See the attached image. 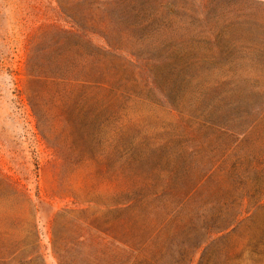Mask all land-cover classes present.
<instances>
[{
    "label": "rangeland",
    "instance_id": "374dc122",
    "mask_svg": "<svg viewBox=\"0 0 264 264\" xmlns=\"http://www.w3.org/2000/svg\"><path fill=\"white\" fill-rule=\"evenodd\" d=\"M110 48L108 80L30 72ZM260 71L264 0H0V264H264ZM218 117L255 133L226 154Z\"/></svg>",
    "mask_w": 264,
    "mask_h": 264
},
{
    "label": "trees",
    "instance_id": "16d2710c",
    "mask_svg": "<svg viewBox=\"0 0 264 264\" xmlns=\"http://www.w3.org/2000/svg\"><path fill=\"white\" fill-rule=\"evenodd\" d=\"M200 41H207L210 43L212 38L208 37L205 38L203 36H199ZM212 45V44H211ZM110 55H118L124 56L125 58H129L130 60L134 61L131 55H123V53H119L116 50L110 49H102V51L92 54V53H80L76 51H53L48 53H43L39 59L38 63L32 64V58L28 61L29 66H31V73L32 76L35 78H40L39 80L43 81V83H52V84H59L64 81L68 80H79L78 78L84 80L93 82L96 80H108L109 70L107 69V65L105 63L102 64V61H104L102 58L106 54ZM31 61V62H30ZM135 66V65H134ZM137 70V66H135ZM33 68V69H32ZM143 71V78L144 83L146 84L147 88L151 93L158 92L161 97L166 99V102H169L170 98L162 91V89H159L158 86V75L156 72H154L153 66H148L146 68H141ZM136 70H134L136 72ZM245 73H249V71L243 70ZM240 69H227V75L226 77H234L238 73H240ZM261 73H258L259 75H264V71H260ZM37 75H34V74ZM219 76L223 78V74L219 73ZM191 80H195L196 84L198 86L202 85L200 82L199 77V71L191 72L190 75ZM112 80V79H111ZM114 80L118 81V78L115 77ZM222 81V80H220ZM219 81V82H220ZM229 83V82H228ZM224 84H220L217 87V90H221V87ZM231 86V85H230ZM229 87V86H228ZM159 89V91H157ZM234 89L231 90L233 92ZM176 95L179 94V90H176ZM225 96V95H224ZM260 110V109H258ZM219 117L213 121L217 126L224 131L221 130L220 133L225 137V139L228 141V148L224 151L226 154L228 153H234L235 151H238L239 148L241 149L245 143L250 141L252 136L254 135L253 132H243L240 133L236 127V125H232L231 123L228 125V123H221L219 121ZM226 126V127H222ZM246 156H240L239 159H243L240 162L246 160ZM4 263V262H3Z\"/></svg>",
    "mask_w": 264,
    "mask_h": 264
}]
</instances>
